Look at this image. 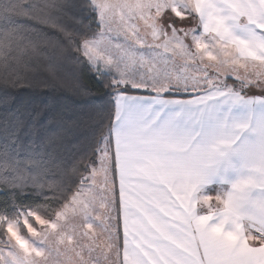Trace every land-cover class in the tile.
Here are the masks:
<instances>
[{"label":"snow or ice","instance_id":"snow-or-ice-1","mask_svg":"<svg viewBox=\"0 0 264 264\" xmlns=\"http://www.w3.org/2000/svg\"><path fill=\"white\" fill-rule=\"evenodd\" d=\"M0 264H264V0H0Z\"/></svg>","mask_w":264,"mask_h":264},{"label":"trees","instance_id":"trees-1","mask_svg":"<svg viewBox=\"0 0 264 264\" xmlns=\"http://www.w3.org/2000/svg\"><path fill=\"white\" fill-rule=\"evenodd\" d=\"M87 70H85L86 72ZM82 79L84 80L85 83H90L91 81L89 80L88 75H83ZM90 96H97L99 95V90L95 87L91 89L89 92ZM51 94L43 91L42 86H37L35 89H26L24 92L20 93V98L21 99H31L37 103H47L50 99ZM63 99H66L70 101L72 99V94L67 93L63 97Z\"/></svg>","mask_w":264,"mask_h":264}]
</instances>
